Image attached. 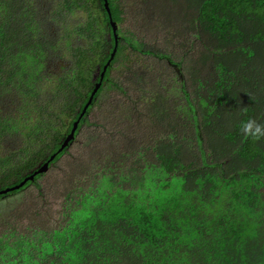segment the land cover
Returning a JSON list of instances; mask_svg holds the SVG:
<instances>
[{
  "label": "trees",
  "instance_id": "obj_1",
  "mask_svg": "<svg viewBox=\"0 0 264 264\" xmlns=\"http://www.w3.org/2000/svg\"><path fill=\"white\" fill-rule=\"evenodd\" d=\"M108 2L117 47L105 0H0V192L55 155L6 195L49 178L0 219V264H264V138L240 132L264 124V0ZM125 3L154 46L123 36ZM115 48L106 78L144 59L116 87L129 128L68 155L102 87L60 152Z\"/></svg>",
  "mask_w": 264,
  "mask_h": 264
},
{
  "label": "rangeland",
  "instance_id": "obj_2",
  "mask_svg": "<svg viewBox=\"0 0 264 264\" xmlns=\"http://www.w3.org/2000/svg\"><path fill=\"white\" fill-rule=\"evenodd\" d=\"M125 5L130 12L128 11V15L125 19L126 21L119 25V30L122 31L123 36H125L126 40L131 41L134 46L139 47L140 50H144L140 42L154 46L156 44L155 36H149L140 31V24L143 22V19L135 16V11L133 10L135 3H125ZM86 20L87 16L84 17L83 21ZM136 55L138 54H134L132 57L134 64L138 58H135ZM143 60L144 59H139V64H132V66L121 64L113 69L111 80L105 85L102 93L98 97L80 136L68 151V155L80 158L93 144H98L100 141L104 143L105 139H109L106 136L104 138V131L109 128L115 127V130L118 128V130L122 132H125L127 128H129L128 123L131 110L126 100L127 96L125 95L126 93L120 91L116 87L122 86L123 76L125 80H129L130 82L133 78L140 76V71H144L141 65ZM92 79L93 77H91L90 83H92ZM135 79L137 80V78ZM140 81L141 80H139V82ZM130 82H126L125 86L129 87L131 85L133 87ZM171 82L172 81H170V83ZM172 84L174 85V81ZM50 188L49 178L48 176H44L26 190L0 200V219L9 217L15 209L17 210L19 208L36 205L37 192L44 190L47 194Z\"/></svg>",
  "mask_w": 264,
  "mask_h": 264
},
{
  "label": "water",
  "instance_id": "obj_3",
  "mask_svg": "<svg viewBox=\"0 0 264 264\" xmlns=\"http://www.w3.org/2000/svg\"><path fill=\"white\" fill-rule=\"evenodd\" d=\"M104 9L105 11L107 12L108 16H109V19H110V25L112 27V30H113V33L115 34V39H116V47H117V41H118V36H117V23L114 22L113 20V17H112V13H111V9L109 7V2L108 0H105V5H104ZM116 51H117V48H115L113 54H112V57L110 59V61L108 62L107 66L104 68V72L102 73H99V76H101V81L97 83V85L95 86V89L92 93V96L90 97V100L88 102V104L85 106L83 112H82V115L81 117L79 118V120L75 123L74 125V128L72 130V132L70 133V135L67 137V139L65 140L63 146L61 147L60 149V152L66 148L69 143L75 138V134H76V131L78 129V126H79V123L81 121V119L83 118V116L85 115V113L87 112L89 106L93 103V100H94V97L95 95L98 93V91L100 90V88L102 87V83H103V79H104V76H105V73L109 67V65L111 64V60L115 57V54H116ZM99 72H100V69H99ZM55 158V155L52 156L49 161L47 163H45L44 165H42L38 170H36V172L34 174H32L31 176L27 177L22 183H20L19 185L17 186H14V187H11V188H8L6 190H3L0 192V196H6L8 195L9 193H12V192H15V191H18L20 190L21 188H23L28 182H34L35 180V177L36 176H39V175H42L44 173H47L49 168H50V162H52Z\"/></svg>",
  "mask_w": 264,
  "mask_h": 264
},
{
  "label": "clouds",
  "instance_id": "obj_4",
  "mask_svg": "<svg viewBox=\"0 0 264 264\" xmlns=\"http://www.w3.org/2000/svg\"><path fill=\"white\" fill-rule=\"evenodd\" d=\"M240 132L254 140L264 138V124L257 122V120L249 118L241 122Z\"/></svg>",
  "mask_w": 264,
  "mask_h": 264
},
{
  "label": "flooded vegetation",
  "instance_id": "obj_5",
  "mask_svg": "<svg viewBox=\"0 0 264 264\" xmlns=\"http://www.w3.org/2000/svg\"><path fill=\"white\" fill-rule=\"evenodd\" d=\"M109 41L111 42L112 41V39H110V35H109ZM110 51V49L108 50V52ZM99 69H100V66H97V70L94 72V75H93V81H92V85H91V89L90 90H88L87 91V94L86 95H89V93H91V91H93V88L97 85V83L98 82H100L101 81V76H99V73H102L101 72V69H100V72H99ZM109 69V68H108ZM109 70H107L106 71V73H105V76H104V79H103V83H102V87H103V89H104V87H105V85L111 80V74L112 73H110V78H106V74H107V72H108ZM111 72H113V70L111 71ZM102 87H101V89H102ZM103 91V90H102ZM102 93V92H101ZM96 102V101H95ZM81 109H82V105H80L79 106V110H78V112H81ZM91 107H90V109L88 110V111H90L91 112ZM87 118V117H86ZM86 121V120H85ZM7 197V196H6Z\"/></svg>",
  "mask_w": 264,
  "mask_h": 264
}]
</instances>
